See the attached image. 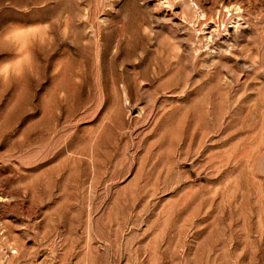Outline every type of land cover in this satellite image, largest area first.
Wrapping results in <instances>:
<instances>
[{"label":"rangeland","instance_id":"1","mask_svg":"<svg viewBox=\"0 0 264 264\" xmlns=\"http://www.w3.org/2000/svg\"><path fill=\"white\" fill-rule=\"evenodd\" d=\"M0 264H264V0H0Z\"/></svg>","mask_w":264,"mask_h":264}]
</instances>
